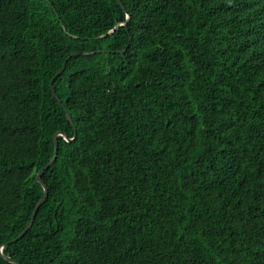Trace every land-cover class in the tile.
Listing matches in <instances>:
<instances>
[{"label": "trees", "instance_id": "trees-1", "mask_svg": "<svg viewBox=\"0 0 264 264\" xmlns=\"http://www.w3.org/2000/svg\"><path fill=\"white\" fill-rule=\"evenodd\" d=\"M119 2L0 0L2 255L264 264V0Z\"/></svg>", "mask_w": 264, "mask_h": 264}, {"label": "water", "instance_id": "water-1", "mask_svg": "<svg viewBox=\"0 0 264 264\" xmlns=\"http://www.w3.org/2000/svg\"><path fill=\"white\" fill-rule=\"evenodd\" d=\"M116 1L120 4L119 0H116ZM127 21H128V17H127ZM127 21L124 23V26H125V27H127ZM120 25H121V24L116 25V27H115L112 31H110L108 34H111V33H112L117 27H119ZM72 37H73V36H72ZM130 40H131V38H129V41H130ZM79 54H80V53L76 52V53H73L71 56L79 55ZM83 54H84V55H88V54H90V53H83ZM71 56H70V57H71ZM65 65H66V64L64 63L63 66H62V68H61V69H60V70L54 75V77L52 78V80H51V82H50L52 95H53V97L59 102V104L61 105V107H63V105L60 103L58 97H57L56 94H55V90H54L53 84H54V81L56 80V78H57L59 75H61V73H62L63 70L65 69ZM63 108H64V107H63ZM66 116H67V119L72 123V119H71L70 115L67 114ZM57 135H62V134L59 133V134H56V135L54 136L55 153H54L53 157L50 159V161H49V162H48L43 168H41V169L39 170V172L37 173V177H36L37 182H38V183L42 186V188H43V195H42L41 199H39L38 203L36 204V206H35V208H34V211H33V213H32V216H31L29 222L27 223L26 227H25L24 230L20 233V235L17 236V237L13 240V242L19 240V239H20V238H21V237L27 232V230L31 227V225H32V223H33V220H34V218H35V215H36V213H37V210H38V208H39L40 203L42 202V200H43V199L47 196V194H48V189H47L46 185L43 183V181H42V179H41V175L44 173L45 170H47V169L50 167V165L53 163V161H54L55 158H56V151H57ZM63 137H64L65 140H67V138H66L65 135H63ZM67 141H69V139H68ZM0 256H1L4 260H6V261H8V262H10V263H13V264H19V263L16 262L15 260H13V259H11V258H9V257H7V256L2 255V246H0Z\"/></svg>", "mask_w": 264, "mask_h": 264}]
</instances>
